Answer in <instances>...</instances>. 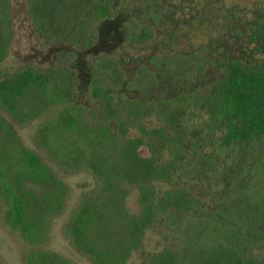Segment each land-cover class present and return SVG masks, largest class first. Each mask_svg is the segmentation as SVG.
Instances as JSON below:
<instances>
[{
    "label": "trees",
    "instance_id": "16d2710c",
    "mask_svg": "<svg viewBox=\"0 0 264 264\" xmlns=\"http://www.w3.org/2000/svg\"><path fill=\"white\" fill-rule=\"evenodd\" d=\"M114 1L100 2L96 13L110 20L121 17ZM2 19L0 24L10 27L7 13ZM3 27L0 59L10 38ZM124 36L143 43L151 40L152 29L142 26ZM253 51L252 64L238 56L220 60L222 76L200 103L206 136L187 127L182 96L145 102L126 95L125 72L113 55L91 69L90 107L75 103L76 79L73 74L69 82L59 79L63 69L58 79L28 65L0 77V109L7 117L22 126L39 121L34 141L49 159L64 173L91 179L79 184L81 198L63 228L90 264H127L150 230L165 244L139 264H264L254 248V241L264 244L262 215L249 208L214 213L193 191L196 177L211 178L221 170L222 155L264 138V33ZM149 69L148 61L138 72L148 76ZM142 147L146 156L140 154ZM70 191L0 116V207L4 225L30 247L24 264H74L41 248ZM131 191L136 192V213L127 207Z\"/></svg>",
    "mask_w": 264,
    "mask_h": 264
},
{
    "label": "rangeland",
    "instance_id": "374dc122",
    "mask_svg": "<svg viewBox=\"0 0 264 264\" xmlns=\"http://www.w3.org/2000/svg\"><path fill=\"white\" fill-rule=\"evenodd\" d=\"M104 1L0 0V21L6 13L10 18V27L0 24L4 33L10 34L8 51L0 59V77L28 65L50 79H58L57 71L63 69L59 79L69 82L72 74L76 79L72 85L75 103L90 107L86 90L91 69L103 57L113 55L125 72L126 95L145 102L182 96L187 101V127L206 136L209 129L202 118V97L222 76V57L238 56L252 64L254 45L264 33V0H115L123 12L111 20L96 13V7ZM142 26L152 29L151 40H126L124 31L130 33ZM189 38H194L190 44ZM148 61L149 75L144 76L138 72L139 66ZM137 76L139 82H134ZM0 116L12 124L21 143L56 170L71 190L41 248L57 252L74 264H90L63 232L81 198L79 184L88 177L59 170L35 143L39 121L22 126L1 109ZM140 154L146 156L147 148L142 147ZM195 180L193 191L209 211L227 214L234 208H249L264 219V138L256 137L252 143L222 155L221 170L216 175ZM127 207L132 213L138 211L135 191H131ZM164 244L162 235L150 230L141 250L133 253L127 264H139ZM254 248L264 259V244L254 241ZM29 249L4 225L0 207V260L4 264H24Z\"/></svg>",
    "mask_w": 264,
    "mask_h": 264
}]
</instances>
